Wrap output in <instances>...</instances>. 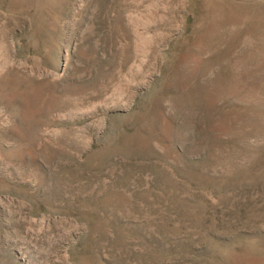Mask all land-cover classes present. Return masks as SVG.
Masks as SVG:
<instances>
[{"label":"rangeland","instance_id":"1","mask_svg":"<svg viewBox=\"0 0 264 264\" xmlns=\"http://www.w3.org/2000/svg\"><path fill=\"white\" fill-rule=\"evenodd\" d=\"M0 264H264V0H0Z\"/></svg>","mask_w":264,"mask_h":264}]
</instances>
